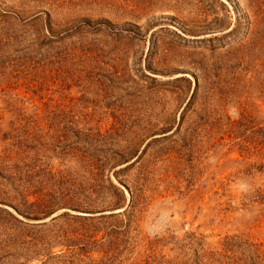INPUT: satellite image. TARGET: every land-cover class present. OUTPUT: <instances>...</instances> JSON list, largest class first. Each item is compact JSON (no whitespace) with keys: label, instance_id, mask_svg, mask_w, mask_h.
Listing matches in <instances>:
<instances>
[{"label":"rangeland","instance_id":"rangeland-1","mask_svg":"<svg viewBox=\"0 0 264 264\" xmlns=\"http://www.w3.org/2000/svg\"><path fill=\"white\" fill-rule=\"evenodd\" d=\"M0 264H264V0H0Z\"/></svg>","mask_w":264,"mask_h":264}]
</instances>
